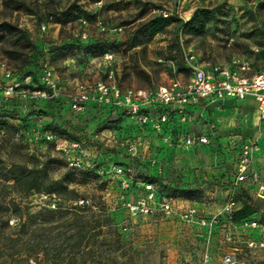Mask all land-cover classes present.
<instances>
[{
    "label": "rangeland",
    "instance_id": "374dc122",
    "mask_svg": "<svg viewBox=\"0 0 264 264\" xmlns=\"http://www.w3.org/2000/svg\"><path fill=\"white\" fill-rule=\"evenodd\" d=\"M203 12L212 17L202 25L199 18ZM194 14L193 23L185 26ZM159 15L171 18L164 32L148 43L130 47L139 25ZM7 24L26 31L27 38L10 36ZM184 52L214 65L236 57L248 62L251 71L261 70L264 0H0V63L23 80L15 95L0 97V208L17 204L26 219L27 214L70 206L56 194L51 199L44 194L24 196L20 190L26 186L16 191L9 187L12 181L4 182L12 173L36 167L46 176L47 184L74 189L78 200H88L94 216L83 253L72 239L78 227L67 221L57 220L46 230L31 223L27 235H15L5 228V235L17 236L19 241L11 249L2 241L4 235L0 236V264H200L206 247L210 264H224L225 256L233 258L232 264H264V247L250 249L246 245L253 239L264 241L261 229L234 231L216 225L207 230L195 223L166 219L157 212L132 216L122 208L113 214L109 211L119 203L118 185L117 179L105 172L107 164H116L130 168L134 181L160 180L159 188L180 201L177 207L199 206L198 217L210 219L222 210V159L217 163L220 173L211 179L194 173L175 176L169 167L157 173L150 167L153 151L148 155L144 142L132 139L137 153L130 157L127 142L115 140L110 130L97 125L100 114L95 108L90 106L79 115L61 99L28 96L40 86L44 63L53 68L65 95L97 81L114 83L122 90L153 91L171 80L188 77ZM253 108L254 100L246 99L243 112L250 113ZM7 126H13L15 132ZM219 128L222 123L210 130L209 152L217 157L222 156V143L218 142L222 135H216L222 130ZM77 160L83 169L69 173V164ZM248 190L236 194L235 214L255 212L264 226V211L248 196ZM143 194L136 187L130 199ZM106 217L109 221H104ZM100 224L104 226L99 228Z\"/></svg>",
    "mask_w": 264,
    "mask_h": 264
},
{
    "label": "built area",
    "instance_id": "2783aa9c",
    "mask_svg": "<svg viewBox=\"0 0 264 264\" xmlns=\"http://www.w3.org/2000/svg\"><path fill=\"white\" fill-rule=\"evenodd\" d=\"M44 29L43 26L42 30ZM182 61L188 77L183 81L171 80L167 84L157 86L153 91L122 90L114 83L97 81L70 95L61 92L53 68L45 63L39 77L43 89L33 90L28 93V96L41 100L61 99L67 102L72 112L79 115L84 114L90 106L108 108L112 116L122 114L125 117V128L131 126L127 120H131L136 125L138 132L132 134V139H138L140 133L146 132L168 143L175 139L177 144L187 149L208 146V137L180 132L176 138H173L166 132V127L173 123L178 127L187 123L189 107L199 104L208 106L226 99L243 100L251 97L258 104L260 121H264V69L253 73L248 62L236 57H233L225 66L200 63L190 52L183 53ZM0 66L3 69L0 96L11 97L16 94L23 80L18 79L14 72L3 63H0ZM28 79L26 78L25 81ZM110 133L117 140L116 132L110 130ZM132 139L126 141V150L130 157H136L137 148L134 143H131ZM257 144V140L242 144L235 168L236 175L227 190L224 206L220 213L210 219L199 218L195 207L180 209L176 206V203L180 202L176 198L169 196L157 198L158 184L144 180L134 181L130 168L114 164L109 165L105 173L117 179L119 203L109 211L114 213L122 208L132 216H146L157 212L166 219L174 218L184 223H195L207 230H211L216 225L233 229L236 226L231 222V215L236 207V194L240 186L247 182L255 184L259 179L258 171L254 168V151ZM76 146L77 144L73 145V147ZM69 167L71 171H78L84 166L77 160L70 163ZM136 187L143 191V197L131 201L130 193L135 191ZM77 204L89 206V201L82 199ZM240 227L247 231L264 228L259 225L258 220L244 223ZM228 235L229 233H226V239H229ZM246 245L250 249L262 248L264 241L250 240L246 242ZM210 259L206 247L200 264H210ZM222 262L232 264L233 258L225 256Z\"/></svg>",
    "mask_w": 264,
    "mask_h": 264
},
{
    "label": "crops",
    "instance_id": "0c3cea01",
    "mask_svg": "<svg viewBox=\"0 0 264 264\" xmlns=\"http://www.w3.org/2000/svg\"><path fill=\"white\" fill-rule=\"evenodd\" d=\"M197 61L200 62L198 59ZM229 61L222 65H227ZM1 81H3V69L0 66ZM249 98L251 97L243 100L226 99L208 106L199 104L189 107L187 108V123L180 127L175 123L166 127V132L168 134L170 133L173 138H176V135L180 132L208 137L209 145L204 148L187 149L177 144L174 141L175 139H172L173 141L168 143L146 132L140 133L139 139L146 145L148 155L150 151H153V160H151L150 167H154L157 173H162L169 167L175 176L181 175L188 177L190 173H194L195 176L201 174L211 179V175L220 173L217 163L222 159L223 208L227 190L236 175L235 168L240 148L246 142L257 140L258 144L254 151V168L258 171L259 179L255 184L249 182L242 184L238 193L242 190L249 189L246 192L248 196L254 199L256 206L261 211H264V121H260L259 119L258 104L253 98V110L250 113L243 112L244 101ZM98 120L99 118H97ZM127 123L131 124V128L136 127L131 120H127ZM221 123L222 128L219 129L222 130L218 131L216 135H222V139H218V142L222 143V156L217 157V154H211L209 152L213 140L210 130L212 127L216 129V124L220 125ZM252 134L254 135L251 137L247 136ZM202 152H206V156L201 155L200 153ZM249 184L253 187L247 186ZM192 207L196 209L201 208L196 205H192ZM255 217L256 220H259L256 213ZM233 229L234 231L243 230L241 227H235ZM261 231L264 232V228Z\"/></svg>",
    "mask_w": 264,
    "mask_h": 264
},
{
    "label": "trees",
    "instance_id": "16d2710c",
    "mask_svg": "<svg viewBox=\"0 0 264 264\" xmlns=\"http://www.w3.org/2000/svg\"><path fill=\"white\" fill-rule=\"evenodd\" d=\"M210 17H212L210 12H203V14L199 18V21L203 25L207 20L211 19ZM194 19H195V14L192 16L191 19H189V21L185 24V26H188L191 23H193ZM170 20L171 18L163 17L162 15H159L149 18L146 21L142 22L132 36L130 47H136L150 42L157 34L164 32ZM6 32L10 36L19 37V38H23V37L27 38L28 36V33L26 31L20 30L14 26H11L10 24L6 25ZM261 70L255 72L252 71V72L258 73ZM39 85H40L39 88L35 90L43 89V86L40 84V82ZM91 107L95 108L100 114V116L98 117L100 119L98 120L99 124L97 125H99V127H103L104 129L111 130L112 132H116L117 140L121 139L124 142H126L127 140L132 139V134L134 133L137 134L138 130L136 128L124 127L125 117L122 114H117L116 115L117 119L113 120L111 119L113 116L111 115V112L108 108L105 107L99 108L96 106H91ZM7 128L15 132L13 126H7ZM107 166L109 167L108 164ZM120 167H126V166H120ZM68 171L71 174H76L80 170L71 171L69 169ZM91 172L95 176L99 175L96 170L95 171L91 170ZM8 181H12V183L8 185L11 189H14L16 191L20 190L17 189L19 186H26L25 190H20L24 196H29L32 194H44L45 196L51 199V196H55L56 194L57 199H62L63 201L70 203L69 204L70 206L65 207L63 210L58 209L57 211H51L44 209L43 212H38L37 214L34 215L27 214L28 217L26 219L20 213L21 208L19 207V205L13 203L11 204V206H7V205L3 206L2 208H0V236L2 237V235H4V238L2 239L0 237V241L2 239V241L8 242V244H10V248L15 249L18 245L19 240L17 236L16 238L15 237L13 238V236L11 235H5V228L15 232L16 233L15 235H23V234L25 235L26 233H28L31 223L36 224V226L44 228V230H46L45 228H50V227L52 228V226L55 225L56 221L59 220V221H67L71 225H77L78 228L76 229L74 236H72V239H75L77 241L74 247L78 248V251L80 253L86 251V249L88 248L89 230L90 228H92L89 226V224L91 223V219H93L94 216H93V212L90 210V206H79L77 204L79 200L74 189H68L67 187H63V186H58L54 188V184L52 183L47 184L46 176H41L36 167H32L31 169L23 168L17 173H12L10 178L9 176H6L4 180L5 183H7ZM144 181L156 183L160 187L162 186L163 183L160 180H158L157 182L146 181V180ZM161 196H169L175 198L171 193L163 192L159 188V190L157 191V198ZM231 217H232L231 222L236 227H240L244 223L256 220L255 212H251L245 216H241V214L239 213L235 214V211H233ZM11 219H13L14 222H12V226H9V222L11 221ZM104 221H109V218L106 217ZM258 223L261 226L260 220H258ZM88 226L90 227L89 229ZM103 226L104 224L98 225L99 228ZM2 227L4 229H2ZM74 256L75 254L73 255V257ZM73 260L76 259L73 258Z\"/></svg>",
    "mask_w": 264,
    "mask_h": 264
}]
</instances>
